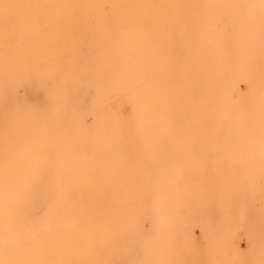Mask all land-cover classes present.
<instances>
[{
    "label": "bare ground",
    "instance_id": "bare-ground-1",
    "mask_svg": "<svg viewBox=\"0 0 264 264\" xmlns=\"http://www.w3.org/2000/svg\"><path fill=\"white\" fill-rule=\"evenodd\" d=\"M61 1L0 0V54L10 61L7 67H0V94L3 97L0 104V264H106L110 259L128 256L132 257L130 264H161L171 256L163 242L165 234L183 222L179 215L171 223L169 212L183 207L187 201L184 183L236 180L238 175L205 171L203 167L211 168L218 161L246 164L254 158L253 151L264 147L262 133L249 139L240 128L250 116L241 113L236 119L232 108L221 103L231 82H243L245 91L241 93L248 92L252 74L264 65V0H144L154 9L151 13L145 9L137 13L142 17L150 13L151 24L138 27V31L145 35L160 32L158 25L171 11L173 21L167 30L164 60L158 75L143 80L138 87V92L145 98L140 103L143 119L129 120L122 133L108 135L97 131V145L91 146L87 142L90 146L87 145L86 154L90 160L71 163L81 172L94 174L87 184V193L79 200L73 199L69 193L59 194L53 190L60 186L59 175L57 179L37 181L38 176L51 173L52 164L39 163L36 157L52 146L59 133L53 132L56 131L53 127L54 130L38 141L37 113L25 110L22 99L11 93L16 77H29L24 65L36 54L37 46L27 26L34 21L44 22L41 15H26V8L30 6L41 13L47 8L55 10ZM65 1L80 6L81 20L87 14H96L98 5L122 2ZM220 1L226 2L224 10L208 11ZM10 11L18 14L16 23L8 16ZM213 16L226 18L224 31L213 30L210 23ZM49 18L52 20L57 15ZM65 34L69 36L68 32ZM114 37L108 33L104 39L113 40ZM114 43L116 55L125 54L126 49L119 42ZM70 47L68 45L66 49ZM186 48L191 49L189 56H183ZM84 53L87 50L84 49ZM196 63L200 66V73L192 74L190 68ZM100 64L99 69H107ZM130 64L127 63L125 70L127 75H141L146 70L140 64ZM184 64H190V68H183ZM182 73L189 80V86L182 93L164 88L165 78L174 75L177 80ZM262 76L264 78V74ZM8 92L11 94L9 100ZM55 94L60 96L63 92ZM176 110L183 120L178 125L173 123ZM55 119L50 116L49 121L57 126ZM203 119L209 124H201ZM226 124L231 126L223 130ZM163 127L170 128L175 136L170 148L171 159L180 160L186 167L177 178L163 179L161 183L177 185V202L171 200L170 194L152 193L156 179L151 176L153 163L150 159L157 149L155 140L164 133ZM224 133L226 135L219 139ZM229 150H237L239 154L234 155ZM184 152L188 154L187 161L181 155ZM198 165L203 170L192 173V168ZM257 171L249 177L264 179V173L259 175ZM100 173L105 176L100 178ZM81 182L76 179L72 184L76 186ZM41 190L51 191L42 193ZM218 195L223 197L224 211L233 212L236 220L243 219L245 228L264 225V188H255L248 197V204L235 188ZM202 198L201 192L199 205ZM160 206L168 211H159ZM38 210L41 213L35 216ZM199 211L193 214V218L203 215L200 208ZM148 219L157 223L160 235L152 238L138 224ZM137 224L140 232L135 231ZM234 257V254L230 256Z\"/></svg>",
    "mask_w": 264,
    "mask_h": 264
},
{
    "label": "rangeland",
    "instance_id": "rangeland-1",
    "mask_svg": "<svg viewBox=\"0 0 264 264\" xmlns=\"http://www.w3.org/2000/svg\"><path fill=\"white\" fill-rule=\"evenodd\" d=\"M120 1L122 2L117 5H98L96 14H87L82 20L79 19L80 6L65 0L58 3L55 10L47 8L39 13L30 6L25 10V14L30 17L43 16L44 22L34 21L27 26L37 46L36 54L24 65L29 75L28 79L16 77V84L13 85L11 93L22 99L21 105L25 110L37 113L35 125L38 141L54 130L53 127H56V131L53 132L59 133L52 141V146L44 152L42 150L36 157L39 163L45 161L46 164H52L51 173L38 176L37 181L41 183L60 176V186L53 190L59 194L69 193L75 200L82 199L87 193V184L93 179L94 174L81 172L78 166L71 163L74 160L80 163L90 160L86 154L87 145L90 146L87 142H90L91 146L97 145L99 142L95 134L97 131L101 130L108 135L112 132L122 133L129 120L143 119L140 103L145 98L138 92V87L143 80L158 75L167 47V30L173 21L170 11L160 26L158 25L160 32L145 35L138 31V27L151 24L148 16L154 9L146 5L144 0H133V3H129V0ZM225 8L226 2L220 1L213 4L212 8H208V11L212 9L222 11ZM144 9L150 11L148 16H137V13ZM17 15L13 11L8 12V16L15 23L18 20ZM53 15H57V18L50 20L49 17ZM210 23L215 31H224L227 25L224 16H213ZM66 32L69 36H66ZM108 33L115 35L113 40L104 39ZM114 41L126 49L125 54L116 55ZM68 45L72 47L66 49ZM84 49L87 50V58ZM190 51L191 49L186 48L183 56H189ZM9 62L8 57L0 54V67H7ZM128 62L140 64L146 70L141 72V75L136 76L133 73L127 75L125 70L128 68ZM100 63L107 69H99ZM59 65L62 66L58 70ZM183 68H190V64H184ZM190 70L195 74L200 73L201 69L196 63ZM263 74L264 65L262 69L252 74L253 79L249 82L251 88L245 93H241L245 91L243 82L239 84L231 82L227 85V95L221 100L223 105L232 108L234 118L237 119L241 113L250 116L249 120L240 124L242 132L249 139L256 138L261 133L264 135ZM163 84L167 90L182 93L189 86V80L188 76L182 73L177 80L174 75L165 78ZM58 91H62L63 94L56 96L55 93ZM7 95V100L11 99L10 92ZM2 101L3 97L0 94V104ZM173 115L175 125L183 122L178 110L174 111ZM50 116H55L57 126L51 125ZM201 124L206 126L209 123L207 119H203ZM230 126L226 124L223 130ZM163 130V135L154 142L157 149L154 157L150 159L153 163L150 168L151 176L156 179L152 193L170 194L171 200L177 202L179 196L177 185L173 182L165 185L161 183L163 179L177 178L186 167L180 160L171 159L170 148L175 136L170 128L163 127ZM224 135L226 134H221L219 139ZM209 151L211 150H207ZM229 151L234 155L239 154L237 150ZM253 154L254 158L246 164L239 162L226 164L224 161H218L211 165V168L203 167L205 171L238 175L236 180L184 183L187 201L183 207L169 212L171 223H174L179 215L183 217V222L165 234L163 242L171 256L161 264H264V225L260 228H245L243 219L236 220L233 212L224 211L223 197L218 195L227 194L231 188H235L248 204L250 200L248 197L254 189L264 188L262 177H249V174L256 170L259 175L264 173V147L253 151ZM40 155L42 157L39 158ZM181 155L185 161L188 160V154L184 152ZM203 168L195 166L192 173L197 174ZM104 176L102 173L99 175L100 178ZM76 179H81L82 182L73 186L72 183ZM50 191L41 190L42 193ZM201 192L203 198L199 205ZM161 207L158 208L159 211H168L167 208ZM199 208L203 215L195 219L193 214H198ZM36 212L35 216L41 213L39 210ZM138 224L142 225L150 237L160 235L158 225L152 219L143 220L142 224L139 222ZM138 224L135 227L136 232L141 231ZM233 254L235 257L232 259L230 256ZM131 258L128 256L110 259L106 264H130ZM150 260L148 257V262Z\"/></svg>",
    "mask_w": 264,
    "mask_h": 264
}]
</instances>
